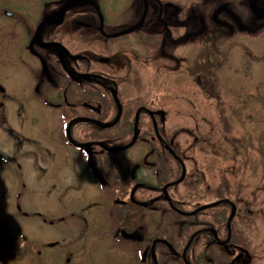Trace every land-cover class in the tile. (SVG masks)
Listing matches in <instances>:
<instances>
[{"label":"flooded vegetation","instance_id":"af4514ba","mask_svg":"<svg viewBox=\"0 0 264 264\" xmlns=\"http://www.w3.org/2000/svg\"><path fill=\"white\" fill-rule=\"evenodd\" d=\"M185 1L0 0L2 240L19 238L36 262L45 246L88 231L116 241L121 264H264L259 240L236 230L239 219L251 223L241 203L209 184L214 201L193 199L204 198L194 188L205 179L198 166L188 168L168 108L133 98L125 111L124 71L139 65L141 40L159 68L177 70L188 62L190 37L203 41L220 25L235 36L236 23L254 31L264 22L252 0H208L217 6L211 24ZM257 6L264 10V0ZM136 130L129 148L109 149L130 144ZM68 192L65 230L60 195ZM61 251L70 263L73 251Z\"/></svg>","mask_w":264,"mask_h":264},{"label":"rangeland","instance_id":"374dc122","mask_svg":"<svg viewBox=\"0 0 264 264\" xmlns=\"http://www.w3.org/2000/svg\"><path fill=\"white\" fill-rule=\"evenodd\" d=\"M185 3L189 14L194 12L196 15H204L207 23H213L211 15L217 9L214 4L216 2L186 0ZM235 8L238 11L239 7ZM224 15L228 23L229 16H232L228 10L224 11ZM260 23L263 25L254 31L241 28L240 23L238 27L236 23L235 36L224 35L228 27L220 25L221 28L215 29L213 35L209 33L212 30L208 31L203 41L190 37L189 45L185 48L188 62L182 63L181 69L177 70L159 68L146 42L141 40L140 47L137 48L139 65L125 69L126 81L123 83L122 94L126 104L125 111H130L132 106L129 103L133 98L154 101L168 108L169 125L181 131L178 143L188 148V168L198 166L201 171L199 177L205 179L204 181L196 176L199 186L194 189L201 192L204 198L198 199L196 194L193 199L201 202L214 201L216 196L211 195L212 191L206 188L209 184L219 187L220 197H234L241 203L238 206L249 214L251 223L247 226L244 219H239L235 224L236 230L241 234L250 232L259 240L257 250L260 260H263L264 22ZM155 64L157 67H154ZM119 102L117 99L122 107ZM135 108H132L133 112ZM125 146L121 145L119 148ZM119 148L109 149L124 150ZM132 153L134 150L125 158L133 156ZM213 176L218 178V182L213 180ZM189 192L190 190L188 194ZM60 197V207L66 212V219L58 226L61 225L66 230L70 228L72 218L68 205L74 199L69 198L70 192L61 194ZM159 217L156 216V221L160 220ZM94 220H90V223L95 226ZM62 228L60 232H63ZM95 236L96 233L88 231L78 235L67 234L62 246H45L39 262H36V252L23 246L19 238L17 241V238L4 241L0 236V264H121L118 262V256H121L118 252L120 246L116 241L107 242L102 236ZM18 241L19 246L16 244ZM65 249L74 253L70 263L57 255L62 254L61 250Z\"/></svg>","mask_w":264,"mask_h":264},{"label":"water","instance_id":"95a60500","mask_svg":"<svg viewBox=\"0 0 264 264\" xmlns=\"http://www.w3.org/2000/svg\"><path fill=\"white\" fill-rule=\"evenodd\" d=\"M251 6H252V10H254V12L264 13V10H261V9L258 8V6H257V0H252V5ZM119 107H120L119 108V116H120L121 115L120 113L122 112V107L120 106V104H119ZM115 123H116V121L114 123H112V124H115ZM112 124H110V125L109 124H103L102 126L103 127H109V126H112ZM137 136H138V131L136 130L135 138L132 141V143H130L128 146H125L124 148H119V149H126V148L130 147L135 142ZM115 150H118V149H113L112 151H115ZM211 206H214V205L213 204H210V205L204 206V207H202L200 209H204V208L211 207ZM234 213H235V206L233 208L232 216L234 215Z\"/></svg>","mask_w":264,"mask_h":264}]
</instances>
